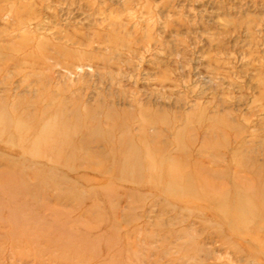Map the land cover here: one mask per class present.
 I'll use <instances>...</instances> for the list:
<instances>
[{
  "label": "rangeland",
  "instance_id": "rangeland-1",
  "mask_svg": "<svg viewBox=\"0 0 264 264\" xmlns=\"http://www.w3.org/2000/svg\"><path fill=\"white\" fill-rule=\"evenodd\" d=\"M0 264H264V0H0Z\"/></svg>",
  "mask_w": 264,
  "mask_h": 264
}]
</instances>
